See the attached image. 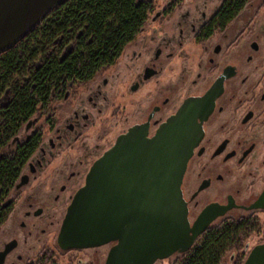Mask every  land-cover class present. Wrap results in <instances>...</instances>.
Returning <instances> with one entry per match:
<instances>
[{"label":"flooded vegetation","instance_id":"obj_1","mask_svg":"<svg viewBox=\"0 0 264 264\" xmlns=\"http://www.w3.org/2000/svg\"><path fill=\"white\" fill-rule=\"evenodd\" d=\"M145 1L140 32L93 76L54 91L4 148L31 147L3 204L1 264H95L98 254L104 264L117 241L59 245L69 204L119 136L141 129L151 138L183 109L201 129L181 182L187 219L212 218L188 249L152 264H174L228 222L251 219L248 235L264 233V209L249 208L264 190V0ZM123 176L125 216L135 208L138 217L142 181L133 164ZM243 247L247 257L252 247Z\"/></svg>","mask_w":264,"mask_h":264},{"label":"water","instance_id":"obj_2","mask_svg":"<svg viewBox=\"0 0 264 264\" xmlns=\"http://www.w3.org/2000/svg\"><path fill=\"white\" fill-rule=\"evenodd\" d=\"M64 1L0 0V54ZM200 133L183 109L151 138L141 129L119 136L94 162L69 204L58 234L59 245L79 248L117 241L104 264H152L188 249L212 218L206 211L191 226L181 191L187 161ZM130 164L142 181L137 191L143 195L144 205L138 217L135 208H129L126 217L121 203L123 172L130 170ZM249 208L264 209V190ZM5 253L0 251V264ZM242 264H264V242L254 245Z\"/></svg>","mask_w":264,"mask_h":264},{"label":"trees","instance_id":"obj_3","mask_svg":"<svg viewBox=\"0 0 264 264\" xmlns=\"http://www.w3.org/2000/svg\"><path fill=\"white\" fill-rule=\"evenodd\" d=\"M145 0H66L27 36L0 54V225L4 201L30 146L4 149L21 125L70 80L88 79L111 62L148 18ZM256 222L210 229L174 264H222L241 249ZM239 257L234 264H241Z\"/></svg>","mask_w":264,"mask_h":264},{"label":"rangeland","instance_id":"obj_4","mask_svg":"<svg viewBox=\"0 0 264 264\" xmlns=\"http://www.w3.org/2000/svg\"><path fill=\"white\" fill-rule=\"evenodd\" d=\"M261 224H262V227L264 228V220H263V218L261 219ZM263 239H264L263 231L260 232V233L253 232V233L249 234L246 237V239H244V244L243 245H245L246 243L249 244V248L246 250L248 252V250L253 245H255L256 243H258L259 241H261ZM232 252H233V250L229 251V253L225 256V261H224L223 264H230V256H231ZM246 254L247 253L244 252V247L242 249H240L239 252L237 250V257L235 258V260H237L238 257H241V259L243 261L245 259V257H246ZM95 264H102V257H100L99 254L97 255V259H96ZM160 264H171V259H165Z\"/></svg>","mask_w":264,"mask_h":264}]
</instances>
